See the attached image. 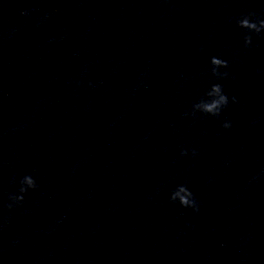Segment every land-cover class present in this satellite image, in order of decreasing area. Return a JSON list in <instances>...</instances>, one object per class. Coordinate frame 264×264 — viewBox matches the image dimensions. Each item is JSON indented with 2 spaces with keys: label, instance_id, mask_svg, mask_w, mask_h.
<instances>
[{
  "label": "clouds",
  "instance_id": "clouds-1",
  "mask_svg": "<svg viewBox=\"0 0 264 264\" xmlns=\"http://www.w3.org/2000/svg\"><path fill=\"white\" fill-rule=\"evenodd\" d=\"M237 24L239 27L254 31L257 34L264 30V20H260L258 23H256L251 21L248 16L239 19L237 21ZM244 43L245 46L251 45V36L246 35L244 37ZM210 64L212 65L211 72L213 76H216L220 79L227 78V76L229 75L227 72L221 73L218 71V69L220 68L228 67L227 61H224L218 57H212L210 59ZM205 96L206 98H202L198 103L193 104L192 115L194 116L196 112H201L218 118L223 109L226 108L229 104V97L224 93L222 85L219 83L212 84L210 89L206 92ZM232 102H236L235 97L232 98ZM223 127L226 129L231 127L230 122L225 121L223 123ZM181 154L186 155L187 152L182 150ZM193 154L195 155L194 150ZM20 185V195H9V199L17 204L23 202V193H25L28 189H35L37 187L36 180L32 175H25L21 179ZM170 201L173 203L178 202L182 207H191L194 210L198 211V206L196 204L193 193L185 185L177 186V188L170 195ZM9 207H12V205L10 204Z\"/></svg>",
  "mask_w": 264,
  "mask_h": 264
}]
</instances>
